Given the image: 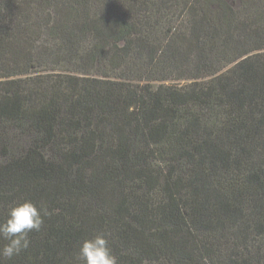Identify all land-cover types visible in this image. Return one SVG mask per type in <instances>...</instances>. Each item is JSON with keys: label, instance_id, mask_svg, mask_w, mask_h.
<instances>
[{"label": "trees", "instance_id": "obj_1", "mask_svg": "<svg viewBox=\"0 0 264 264\" xmlns=\"http://www.w3.org/2000/svg\"><path fill=\"white\" fill-rule=\"evenodd\" d=\"M22 200L51 215L2 264L98 232L117 264H264V0H0V218Z\"/></svg>", "mask_w": 264, "mask_h": 264}, {"label": "clouds", "instance_id": "obj_2", "mask_svg": "<svg viewBox=\"0 0 264 264\" xmlns=\"http://www.w3.org/2000/svg\"><path fill=\"white\" fill-rule=\"evenodd\" d=\"M51 215L47 205L32 200H22L7 208L6 216L0 218V264L2 259H12L30 247L31 232H40L44 218ZM77 258L83 264H117L109 236L98 232L86 237L79 245Z\"/></svg>", "mask_w": 264, "mask_h": 264}, {"label": "rangeland", "instance_id": "obj_3", "mask_svg": "<svg viewBox=\"0 0 264 264\" xmlns=\"http://www.w3.org/2000/svg\"><path fill=\"white\" fill-rule=\"evenodd\" d=\"M176 82V81H175ZM185 81H182V83H184Z\"/></svg>", "mask_w": 264, "mask_h": 264}]
</instances>
